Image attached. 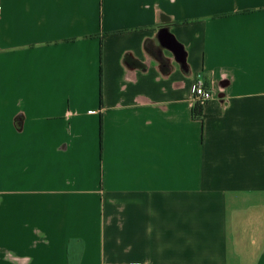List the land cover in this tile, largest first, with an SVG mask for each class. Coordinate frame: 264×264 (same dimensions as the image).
I'll return each instance as SVG.
<instances>
[{"label": "crops", "instance_id": "obj_1", "mask_svg": "<svg viewBox=\"0 0 264 264\" xmlns=\"http://www.w3.org/2000/svg\"><path fill=\"white\" fill-rule=\"evenodd\" d=\"M0 264H264V0H0Z\"/></svg>", "mask_w": 264, "mask_h": 264}, {"label": "built area", "instance_id": "obj_2", "mask_svg": "<svg viewBox=\"0 0 264 264\" xmlns=\"http://www.w3.org/2000/svg\"><path fill=\"white\" fill-rule=\"evenodd\" d=\"M194 94L195 101L200 105H204L213 98V92L205 87V84L202 80L197 82Z\"/></svg>", "mask_w": 264, "mask_h": 264}, {"label": "trees", "instance_id": "obj_3", "mask_svg": "<svg viewBox=\"0 0 264 264\" xmlns=\"http://www.w3.org/2000/svg\"><path fill=\"white\" fill-rule=\"evenodd\" d=\"M134 65H137L136 63H133Z\"/></svg>", "mask_w": 264, "mask_h": 264}]
</instances>
